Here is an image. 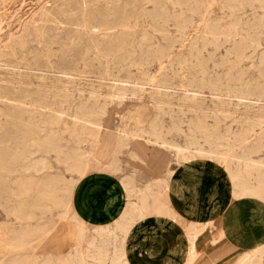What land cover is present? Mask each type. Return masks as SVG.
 <instances>
[{"label": "bare ground", "instance_id": "obj_1", "mask_svg": "<svg viewBox=\"0 0 264 264\" xmlns=\"http://www.w3.org/2000/svg\"><path fill=\"white\" fill-rule=\"evenodd\" d=\"M100 1L103 0H63L52 11L42 10L37 19L32 18L30 25L21 26L18 32L22 35L21 39L8 38L7 45L0 46V82L6 84L0 85V103L5 105L0 110V117L9 123V130L0 133V192L4 176L21 171L38 172L46 168L45 164L38 166L39 162L31 159L34 152L46 149L45 152L60 153L54 144L55 127H59L78 147L61 158L72 176L67 180L62 179L55 188L51 187L50 181H45L35 190L37 202L49 204L42 205V213L57 209L63 218H68L72 207L75 208V196L81 180L92 172H120V155L124 151L141 162H155L157 184L151 182L137 186L132 177L117 179L116 186L123 197L117 215L101 225H93V232L107 236L110 233L108 226L114 223L113 229L121 235L120 246L111 247V243L107 244L105 240L99 245L89 241L87 256L93 258L95 264H131L124 257L136 245L149 256L155 254L159 232L171 226L175 219V212L168 205L166 196L182 207L187 215V225L184 239L176 246L165 249L160 264H193L197 256V236L205 229L216 228L217 224L215 218L219 203L217 190L211 182L213 175L218 172L223 175L227 191L234 198L255 199L260 204L257 216L264 220V156L258 154L264 152V110L261 106L264 104V87L250 90L243 86L240 77L211 76L202 56L205 46H189L186 56L181 51L175 53L174 46H158L149 52L143 62L146 65L156 63L158 74L142 72L144 77L133 79L108 75L100 77V80L108 81L103 84L107 89L105 94L91 87L87 98L78 99L74 104L72 91L80 95L83 92L70 86L82 75L79 62L85 65V60L95 51L109 56L114 54L113 57L122 56L127 46L121 45L128 43V33L124 32L118 39H109L105 43L93 42L94 46H84L76 59H67L66 53L77 46L68 48L61 44L54 49L51 45L60 38L55 33L57 28L50 27L49 23L74 24L88 29L92 34L98 28L128 29L130 23L127 17L131 13L137 11V16L160 18L166 1L186 5L195 0H122L121 5L115 2L112 7L102 10L95 8L90 13L91 20L98 15L107 19L101 20L100 27H97L91 20L84 19L83 9H87L89 3L98 4ZM223 1V8L236 15L247 0ZM145 4L152 5V13L146 14L143 8ZM109 17H120L121 20L109 26ZM239 23L236 19L225 36L234 39ZM85 34L77 32L76 40L84 39ZM29 39L35 41L39 48L28 46ZM250 47L234 48L236 62L233 68ZM29 52H32L30 57ZM189 64L193 65L192 73L179 76L180 82H172V78L164 73L168 66L175 65L181 69ZM22 69L39 73L35 87H32L31 76L25 80V87L21 88ZM144 86L149 89L146 90ZM127 92L136 99H141L147 92L146 102L150 107L143 105V109L127 114L125 118L132 124L131 128L122 123V127L113 129L106 106L113 101L120 103ZM100 96L103 102L99 101ZM151 110L168 114L169 127L163 129L158 114L152 115ZM223 123H226V127L222 130ZM183 124H186V129L182 128ZM232 124L236 125V130H233ZM41 127H50L53 132L43 142L38 141L36 132ZM178 135L182 138L180 142L177 141ZM9 141H13L12 145H8ZM96 151L106 158L104 164H96ZM171 162L178 166L175 176L171 175ZM85 170L88 171L87 175ZM77 214L78 211L72 218H77ZM147 216H151L153 227L146 228L143 224ZM16 218L28 220L32 217L30 213L22 216L18 212ZM86 222L91 220L79 214V237L86 231L83 227ZM222 233L224 230L220 231V235ZM25 244V241H20L18 247L24 249ZM76 249L79 251L80 246ZM78 263L85 264L80 260ZM231 264H264V239L238 253Z\"/></svg>", "mask_w": 264, "mask_h": 264}, {"label": "rangeland", "instance_id": "obj_2", "mask_svg": "<svg viewBox=\"0 0 264 264\" xmlns=\"http://www.w3.org/2000/svg\"><path fill=\"white\" fill-rule=\"evenodd\" d=\"M0 1V46H6L8 38H22V35L18 33L21 26L30 25L32 18L37 19L42 10L52 11L63 0ZM121 1L103 0L98 4L89 3V8L83 9V11L85 10L84 19L91 20L90 13L95 8L102 10L103 8L114 6L115 2L118 3L117 5H121ZM223 2V0H195L184 5L181 3L171 4L166 1L163 5L160 18L151 19L149 16H137L136 11L127 17L130 23L128 29L114 27L109 30H103L98 28L93 31V34L88 29L76 27L74 24L49 23L48 25L50 27L57 28L55 33L60 38L56 43L51 45L54 49L61 44L68 46V48L77 46L73 49L74 51L69 50L66 53L67 59H76L84 46H94L95 42L99 43L109 39H118L122 33H128V43L121 45L127 46L122 56L113 57L114 54L109 56L103 52L98 53L95 51L93 55H90L85 60V65H83L82 61L79 62L82 75L76 78L74 80L75 83L73 82L70 86L74 89L83 90V92L80 95L77 91L73 90L71 100H75L74 104L78 99L84 100L87 98L88 91L91 87L99 89L98 91L104 95L107 89L103 84L108 83V81L100 80V77H106L108 75L107 77L122 76L121 78L133 79L136 77H144L145 75L142 72L145 74H158L156 63L143 64L144 58L158 46H174V52L181 51L184 56L187 55L189 46H205V49L202 51V56L208 64V70L211 76H224L225 78L237 76L240 77L243 86L248 87L250 90L263 88L264 0H259V2L245 1L239 7L236 15L230 14V11L223 8ZM143 8L146 14L152 13L153 7L151 4H145ZM102 17L99 15L94 16L91 20L93 22L92 24L100 27L101 20H107ZM109 18V26L121 20L120 17ZM236 19L240 21L237 27L238 34L232 39L225 36V34L229 32L230 25ZM67 22L70 23L71 21ZM81 22L83 23V21ZM80 31L86 33L84 39L76 40V34ZM28 46L35 49L39 48V45L35 41H32V39H29ZM236 46L251 47L245 50L244 57L236 64V68H233V64L236 62L233 51ZM31 55L32 52H29L28 56L30 57ZM141 63L143 65H140ZM192 68V64L184 66L181 69H178L175 65L168 66L164 73L167 77L172 78V82L177 83L181 81L179 76H188L192 73ZM31 73L34 74L32 75ZM20 75L23 77L20 76L23 81L21 88L25 87V80L28 77H33L31 78L34 83L32 87H35V84L38 82V72H30V70L22 69L20 70ZM3 84L6 85L0 82V85ZM144 88L146 90L149 89L148 86H144ZM204 91L207 95V91ZM144 93L145 95L141 99H136L131 93L127 92L126 97L120 103L113 101L106 106L107 115L110 118L113 129H117V127L119 128L123 125L131 128L132 124L127 122L125 118L127 114H132L135 110L143 109V105L150 107V104L146 102L148 93ZM98 99L100 102H103L102 96ZM4 106V104L0 103V110H3ZM261 106L264 110V104H261ZM155 111L151 110V114H158L157 116L164 127L163 129L169 127L170 118L168 114H159ZM221 127L223 130L226 127V123H223ZM231 127L233 130H236L235 124H232ZM262 127L264 128V125ZM182 128L186 129V124H183ZM4 130H9V123L7 119L0 117V133H3ZM36 132H38V136H36L39 142L46 141V138L53 134L50 127L49 129L47 127H41ZM54 133L53 137L56 139L54 144L58 147L60 153L57 155L53 152H45L46 149H44L43 151L34 152L31 156L32 160L39 162L37 163L38 166L41 163L45 164L46 168L40 169L38 172L21 171L20 173L6 175L2 178V191L0 192V264H32L33 262V264H79L78 260L85 264H95L94 259L87 256L89 253L87 248H90L89 241H94L95 245H99L101 241L105 240L107 244L111 243V247L112 245L119 247L121 244V235L113 229L114 223H110L108 226L110 233L107 236H100L93 232L92 228L94 224L101 225L102 223L96 221L86 222L83 226L86 231L84 235L79 237L78 216L80 213L77 214V218H72V215L77 212L76 208L73 209L72 207L68 218H63L60 215L61 211L57 209L42 213V210H44L42 205L48 206L49 204L47 202L39 204L36 199L35 190L40 188V185L45 181H50L51 187L54 186L55 188L59 186L62 179H69L72 174L66 169V165L62 163L61 158L64 154L74 152L78 147L76 142L70 140L59 127L54 128ZM179 140H182V138L178 135L177 141L180 142ZM12 143L13 141H9L8 145H12ZM258 154L264 156V152H259ZM94 158L97 159L96 164L101 165L106 162V158L101 156L99 151L94 153ZM93 163L95 162L93 161ZM119 163L120 172L114 174L106 172L96 174L92 172V174H88L85 179L81 180L80 187L84 188V186L87 187L93 184L94 181H98L104 187L109 186L113 188L114 195L120 198L121 202L123 197L116 186L117 179H121V177H132L137 186H143L151 182L154 185L157 184L158 180H155V162H141L138 159L131 158L124 151L120 155ZM169 167L173 170L171 175L175 176L178 171V166L174 162H171ZM87 172L85 170V175H87ZM211 182L217 190V200L219 203L215 218L217 224L216 228H211V230L205 229L197 236L195 240L197 256L193 264H214L217 260L221 261L218 263L221 264L229 261L232 257L231 252H228L230 247L224 241L225 232L220 235V231L224 230L222 229L221 216L225 212L221 211L220 208L226 207L231 203L250 202L255 206V211L251 214L250 222L264 224V220L257 216L260 204L255 199L234 198L228 193L227 182L220 172L212 176ZM165 199L168 205L174 210L175 219L170 227L162 231L163 250L174 245L178 235L181 236L177 239L175 246L181 239H184V229L187 225V215L182 211V207L178 204L177 206L172 199L166 196ZM18 212L22 216L30 213L32 218L28 220L17 219L16 213ZM80 217H82L81 214ZM145 221L150 223L151 216H147ZM51 225L52 227H50ZM206 231V234L211 235L206 246H213L214 249L212 252L203 248L205 246L204 233ZM20 241L26 242L24 249L18 247L20 246ZM221 241H223L222 244ZM79 246L80 249L78 251L76 248ZM129 250L124 260L129 261L131 264H159L160 260L158 258L162 255V253H159L148 257L137 252V249ZM76 251L80 253L79 256H77L78 253Z\"/></svg>", "mask_w": 264, "mask_h": 264}, {"label": "crops", "instance_id": "obj_3", "mask_svg": "<svg viewBox=\"0 0 264 264\" xmlns=\"http://www.w3.org/2000/svg\"><path fill=\"white\" fill-rule=\"evenodd\" d=\"M120 206H121L120 198L114 195L113 188L109 186L104 187L98 181H94L93 184L87 187L86 186H84V188L80 187L79 191L75 196V208L82 215V217L99 223L106 222L111 218H113L114 216H116L118 210L120 209ZM220 210L225 211L221 216L222 229H224L225 232L224 241L227 243L228 247H230L228 249V252H231L232 255L229 261L221 264H229L233 261V259L237 256L238 253H240L241 251L248 250L254 247L255 244L261 243L263 241L264 224L250 222L251 214L252 212L255 211V206L250 202L231 203L226 207L220 208ZM143 224L146 226V228H150L154 226L152 218L150 223L144 221ZM167 227L170 226H166L164 229H166ZM164 229H162L159 232L158 235L159 240L157 241V245L155 246V249H157L155 254L162 253L160 258H158L159 260L165 254L168 248H172L173 246H175L177 239L181 236L178 235L176 237V241L174 245L164 248L163 250L162 244L164 243H162L163 241L162 231ZM206 233L207 231L204 233L205 246L203 248H206V250L212 252L214 249L213 246L210 245L206 246L208 244V240L211 237V235ZM222 243L223 241H221V244ZM133 249H137V252L148 257L155 255V254L150 256L147 255L144 250L139 248V245L134 246L129 251H132ZM220 262L221 261L217 260L214 264H218Z\"/></svg>", "mask_w": 264, "mask_h": 264}]
</instances>
